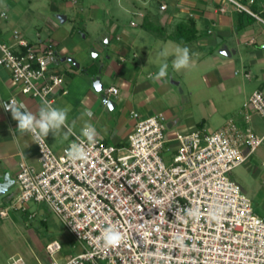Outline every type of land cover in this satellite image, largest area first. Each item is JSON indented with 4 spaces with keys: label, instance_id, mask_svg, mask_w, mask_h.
Here are the masks:
<instances>
[{
    "label": "built area",
    "instance_id": "1",
    "mask_svg": "<svg viewBox=\"0 0 264 264\" xmlns=\"http://www.w3.org/2000/svg\"><path fill=\"white\" fill-rule=\"evenodd\" d=\"M227 1L259 19L247 6ZM0 18L7 19L6 12ZM12 37L13 46L0 41V67L9 71L21 93L52 105V96L64 92V77L54 70L59 55L41 41L25 40L17 30ZM117 92L110 87L105 94ZM253 114L264 122L262 91L243 103L239 119L230 118L213 132L168 133L163 114L131 112L127 145L84 141L85 161L67 158L70 145L57 154L44 138L34 140L40 168L20 164L17 192L7 206H0V217L28 213L30 202L46 204L82 246L59 261L62 245L48 242L47 264H264V218L231 178L264 141L250 126ZM72 136V143L83 140ZM109 227L121 233L118 246H105L103 233ZM11 264L26 262L16 257Z\"/></svg>",
    "mask_w": 264,
    "mask_h": 264
},
{
    "label": "crops",
    "instance_id": "2",
    "mask_svg": "<svg viewBox=\"0 0 264 264\" xmlns=\"http://www.w3.org/2000/svg\"><path fill=\"white\" fill-rule=\"evenodd\" d=\"M32 1L36 3L40 0ZM48 1L52 12L65 17L63 22L60 21L61 24L68 20L65 13L71 11L76 3L75 0ZM55 1L59 2L58 6L54 5ZM117 1L124 4L122 8L131 16L130 27L140 29H136L134 33L119 32V27L114 24L109 33H112V36L107 38L105 42L107 44L104 46L87 41L82 29L76 33L73 26L66 30L57 27L54 22L47 23L51 34L47 41L41 42L59 55L54 70L64 77L62 87L64 92L60 90L52 96V106L68 110V124L73 129V133L68 134L67 138L66 130H62L56 136L49 133L44 138L53 152L59 154L68 147L73 141L72 134L79 137L80 130L85 124H91L96 128L97 140L119 147L126 146L127 137L134 124L130 118L131 112H138L143 116L163 114L168 133L179 130L188 132L203 126L205 123L203 118L202 122H198L192 117L195 106L189 101L181 102L177 97L174 86H179V81L173 82L170 75L167 83L152 79L165 62L169 65L168 69L185 81L189 87L190 98L204 92V99L210 105L211 97L221 95L226 99L224 103L227 112H231L233 111L231 99L241 97L239 112L237 111L232 118L239 119L243 103L254 91L264 93V0H253L252 3H249L250 0H234L247 6L259 19L238 12L227 0H155L159 5L158 16L147 6L154 0ZM20 2L0 0V12H6L9 17L0 18V40L12 46L13 37L9 35L4 25L19 22V17L25 11H29V7L25 10L20 6ZM161 5H165L166 9L161 10ZM34 8L40 9L37 5H34ZM103 8L91 5L90 10H86L87 22L95 21L93 19L95 12H100L104 17L106 10ZM137 13H142L143 16L140 17ZM36 16L40 19L45 18L38 11ZM181 23L186 25V33L192 37L185 44H178L172 40ZM177 45L188 47L190 54H193L191 66L179 72L171 67ZM224 47L228 49L230 56L220 54L219 51ZM92 50L95 57H92ZM70 58L76 63L70 62L68 60ZM238 68L241 71L240 78ZM190 73L193 77L189 76ZM96 75L100 76L104 88L102 92H96L92 86L91 78ZM201 79L206 83L204 90L192 89L191 81ZM110 87L118 89L116 95L105 94ZM183 93L181 90L182 95ZM101 95H105L111 101L110 106L101 101ZM9 99H14L16 104L23 102L33 114L38 113L42 105L37 98L21 93L18 85L12 82L9 71L0 67V178L7 173L15 182L20 164L24 163L35 169H39L40 165L33 137L19 130L18 122L12 118L11 112L2 107L3 102H8ZM198 106L204 113L206 112L205 105L199 103ZM229 119L226 118L224 121ZM185 120L188 121L187 124ZM250 126L256 134L264 136V122L258 115L251 116ZM238 174L243 182H238L233 173L231 178L246 195L244 182L251 183L260 178L264 183V147L260 146L251 154L247 162L239 167ZM16 192L17 187L14 184L10 192L0 197V206L7 205ZM19 217L18 212H9L6 218L0 217V264H11L12 259L16 257H21L26 264H47L49 258L43 247L36 250L32 245L27 253L18 248L10 249L9 228L19 226ZM72 248L75 249V253L61 252L57 259L62 261L82 250L78 243L73 244ZM25 255L29 260H26Z\"/></svg>",
    "mask_w": 264,
    "mask_h": 264
},
{
    "label": "rangeland",
    "instance_id": "3",
    "mask_svg": "<svg viewBox=\"0 0 264 264\" xmlns=\"http://www.w3.org/2000/svg\"><path fill=\"white\" fill-rule=\"evenodd\" d=\"M2 1V0H1ZM8 1V0H7ZM20 6L26 8L29 7V11H25L21 17H19V22L10 25L9 23L4 26L8 30L9 35H12L14 30H17L21 37L25 40L35 43L39 41H47V38L50 36L51 32L47 27L48 22H54L57 27H63L69 29L71 26L74 27L75 32L78 33V30H83V34L86 36L87 41L96 42L100 46H104L105 42H107V38L111 35L110 30L112 26L115 24L119 27V32H131L134 33L140 28L132 29L130 27V18L131 16L124 10L123 5L119 3L117 0H75V7L71 11H67L65 14L68 16V20L61 24L59 20V14L51 11L50 2L48 0H40L35 3L32 0H20ZM63 1V0H60ZM54 3V2H53ZM34 5H37V8L40 7L39 10L34 8ZM54 5L58 6L59 2L55 1ZM91 5H96L98 7H104L105 16L103 17L100 12H95L96 15L93 17L95 20L93 23L87 22V11L90 10ZM150 9H152L155 15H160L159 5L157 1H151L147 5ZM23 9V10H24ZM41 13L45 18L40 19L37 15ZM91 15L93 14L90 11ZM89 14V13H88ZM8 17V16H7ZM9 18V17H8ZM10 21V19H9ZM80 38L82 35H79ZM82 39H80L81 41ZM1 41V40H0ZM115 39L113 40V42ZM57 67V65H55ZM169 75L173 77V82H180L179 86H174L177 97L180 98L181 102L189 101L192 103L194 107L193 118L198 122H202V118L205 120L203 126H200L198 129L204 130L207 132H213L220 128V126L224 125L225 119H229L235 116V113L238 111L241 100V97L232 98L231 101L233 103V108L231 112H227L225 103L226 99L223 97L217 96L216 98H212V104L208 105L206 99H204V92L198 94L196 96H192L191 98L188 96L189 87L186 86L185 81L180 79L177 74H175L171 69H168ZM192 73V72H191ZM189 74V76L193 77V74ZM194 73V72H193ZM239 78L241 77V71L238 68ZM187 74V73H186ZM187 75L184 77L186 78ZM172 82V81H171ZM192 89H196L197 91H203L205 87V82L201 80H193ZM205 83V84H204ZM181 90H183V95L181 94ZM207 102V103H206ZM201 103L206 107V112L204 113L201 108H199L198 104ZM209 107V108H208ZM239 112V111H238ZM183 118V117H182ZM181 118V119H182ZM184 119V118H183ZM187 124L188 121L185 120ZM224 123V124H223ZM170 127V126H169ZM175 130V129H174ZM179 132L183 133L184 131L179 130ZM264 147V141L261 145ZM241 167V166H240ZM239 167L236 168L232 173L235 175V179L238 182L241 181V176L238 174ZM250 182V181H249ZM244 189L247 193V196L251 199L253 208L255 213L264 218V183L261 179H255L251 181V183H243ZM2 199V198H1ZM4 199V198H3ZM1 201V200H0ZM7 203V202H6ZM8 205V204H7ZM5 205V206H7ZM28 213H34L35 216L32 219L28 218ZM28 213H19V221L17 226H10L8 237L11 242L10 249H20V251L27 253L30 246L34 245L36 250L39 247H45V245L52 241L57 240L62 245L61 252L66 253H75V249L72 248L73 244L76 242L72 239V236L66 230L60 219L50 210V208L44 203H34L30 202L28 204ZM60 252V253H61ZM26 256V255H25ZM26 260L28 256H26ZM103 264V263H102Z\"/></svg>",
    "mask_w": 264,
    "mask_h": 264
},
{
    "label": "clouds",
    "instance_id": "4",
    "mask_svg": "<svg viewBox=\"0 0 264 264\" xmlns=\"http://www.w3.org/2000/svg\"><path fill=\"white\" fill-rule=\"evenodd\" d=\"M167 55V53H162ZM192 55L188 47L176 46L175 58L172 60L171 67L174 71L179 72L182 69H187L192 64ZM168 68L167 62L161 64L159 71L152 77L154 81L168 82ZM6 111L11 112L12 118L18 122V129L25 134L34 137V140H40L46 138L49 133L54 136L59 134L62 130L65 131V138L70 133H73V129L68 124V110L53 107L47 100L42 102L38 113L33 114L28 110L27 106L21 102L5 103L2 105ZM83 137L80 143L73 142L66 150L67 158L72 161H85L87 159V150L84 141L88 145L95 143L98 133L96 128L91 124H85L80 130V136L77 140ZM189 215L195 217L198 212L195 210H189ZM214 219H219L218 213H213ZM105 246L115 247L121 243V233L112 227L107 228L103 233ZM178 243L181 247L184 246L183 240H179Z\"/></svg>",
    "mask_w": 264,
    "mask_h": 264
},
{
    "label": "water",
    "instance_id": "5",
    "mask_svg": "<svg viewBox=\"0 0 264 264\" xmlns=\"http://www.w3.org/2000/svg\"><path fill=\"white\" fill-rule=\"evenodd\" d=\"M59 20L63 22L65 20L64 16H59ZM220 54L225 56H230V53L227 48H223L220 51ZM92 57H95V53L92 50L91 51ZM97 55V53H96ZM65 60V59H64ZM72 63H76L74 59H68ZM92 86L95 89L96 92H102L103 91V85L100 80V76L96 75L91 78ZM101 101L106 104L107 106L111 105V101L108 100V98L105 95H101ZM15 182L9 177L7 173H4L3 176L0 178V197L6 195L8 192L11 191L13 188Z\"/></svg>",
    "mask_w": 264,
    "mask_h": 264
},
{
    "label": "trees",
    "instance_id": "6",
    "mask_svg": "<svg viewBox=\"0 0 264 264\" xmlns=\"http://www.w3.org/2000/svg\"><path fill=\"white\" fill-rule=\"evenodd\" d=\"M186 25L185 24H180L178 25L176 33L173 35L172 40L178 44H185L189 42L192 37L188 33H186Z\"/></svg>",
    "mask_w": 264,
    "mask_h": 264
}]
</instances>
